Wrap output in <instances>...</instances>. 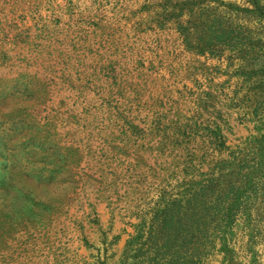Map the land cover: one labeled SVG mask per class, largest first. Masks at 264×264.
Instances as JSON below:
<instances>
[{
	"label": "rangeland",
	"instance_id": "374dc122",
	"mask_svg": "<svg viewBox=\"0 0 264 264\" xmlns=\"http://www.w3.org/2000/svg\"><path fill=\"white\" fill-rule=\"evenodd\" d=\"M0 264H264V0H0Z\"/></svg>",
	"mask_w": 264,
	"mask_h": 264
},
{
	"label": "trees",
	"instance_id": "16d2710c",
	"mask_svg": "<svg viewBox=\"0 0 264 264\" xmlns=\"http://www.w3.org/2000/svg\"><path fill=\"white\" fill-rule=\"evenodd\" d=\"M214 22V20H213ZM245 168L239 167L238 174L243 173L246 177L252 173L253 167L244 164ZM234 188L224 189L216 198H191L181 204L180 200H175L177 205L165 209L161 213L160 225L155 228L151 238L159 240L162 245L159 250L173 257H178L180 250L188 252L193 245L195 229H200L202 233L208 235L214 230L212 225L219 226V221L224 222L231 215L233 203H228L229 194L234 192ZM220 219V220H219ZM218 220V221H217ZM222 229V227L220 228ZM219 229V230H220Z\"/></svg>",
	"mask_w": 264,
	"mask_h": 264
}]
</instances>
